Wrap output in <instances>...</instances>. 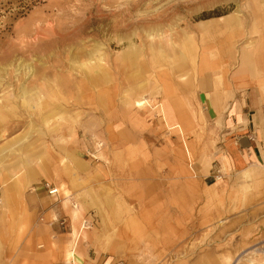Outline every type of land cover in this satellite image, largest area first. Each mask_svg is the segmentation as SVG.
I'll list each match as a JSON object with an SVG mask.
<instances>
[{
	"label": "rangeland",
	"instance_id": "rangeland-1",
	"mask_svg": "<svg viewBox=\"0 0 264 264\" xmlns=\"http://www.w3.org/2000/svg\"><path fill=\"white\" fill-rule=\"evenodd\" d=\"M208 79L264 105V0H0V195L22 200L39 178L69 194L97 180L109 195L142 193L131 231L141 264H264V183L231 179L220 201L192 193L174 164L189 152L192 169L208 134L196 101ZM27 86L39 97L21 99ZM143 99L150 106L134 108ZM74 207L69 236L96 222Z\"/></svg>",
	"mask_w": 264,
	"mask_h": 264
},
{
	"label": "crops",
	"instance_id": "crops-1",
	"mask_svg": "<svg viewBox=\"0 0 264 264\" xmlns=\"http://www.w3.org/2000/svg\"><path fill=\"white\" fill-rule=\"evenodd\" d=\"M198 86L196 101L208 134L198 148L192 169L187 168L186 161H183L186 154L184 157L178 155L174 164L179 168L181 180L188 183L192 193L202 195L208 191L218 200L226 201L234 188L231 179H234L235 186H240L238 181L243 183L248 178L254 181L251 183H264V105L253 103L244 94H232L227 87L216 91L210 79L207 83L199 82ZM214 92L223 94L220 98L217 96L219 108L213 101ZM166 112L169 114L168 110ZM176 134L178 141L182 138L184 142L183 137ZM168 146L169 151L173 150L170 142ZM180 146L179 143L175 148ZM179 152L184 153L182 149ZM214 168L221 176L214 175ZM32 173L26 178V185L30 184L31 177L39 175ZM216 177L222 180L216 183ZM44 181L39 178L30 184V191L22 200L10 201V190L1 193L0 197L7 201L9 207L5 213H0V264H141L139 259L145 252L136 243L138 238L131 236V231L140 228L135 217L143 211L135 207L140 204L142 193L127 196L123 191L109 195L106 187L102 186L104 182L92 180L90 186L80 193L69 194V190L58 186L57 192L61 191L64 198L70 197L66 204L58 194L48 195L43 187ZM154 186L149 188L155 191L151 196L157 199V183ZM129 187L136 189L138 186L134 181ZM73 203L83 206L81 217L85 214L84 218L88 215L87 219L94 217L96 220L95 225L87 230L84 228L86 238L78 241L74 259L68 257L67 245L72 232L79 233L80 229L72 228L69 236V233H64L66 228H61L54 221L67 217L77 223L78 208L74 207L71 212ZM230 210L232 207L225 210V214ZM216 214L220 217L223 212L216 210Z\"/></svg>",
	"mask_w": 264,
	"mask_h": 264
},
{
	"label": "bare ground",
	"instance_id": "bare-ground-1",
	"mask_svg": "<svg viewBox=\"0 0 264 264\" xmlns=\"http://www.w3.org/2000/svg\"><path fill=\"white\" fill-rule=\"evenodd\" d=\"M10 55V56H9ZM8 56L9 57H3L2 58V61H3V63H5V64H7V63H9L10 65H11V59L13 58V56H12V54H9ZM14 59V58H13ZM12 61H14V60H12ZM13 63V62H12ZM13 66V65H12ZM84 66H86L87 67V69H89V66H92V69L93 68H98V65H97V63L95 62V63H92V65L90 64L89 66H87V65H84ZM13 69V68H12ZM86 70V69H85ZM6 73V72H5ZM91 72H90V70L89 71H87L86 70V75H88V74H90ZM15 75V74H14ZM98 77V76H97ZM92 80L90 81V82H93V83H96L97 82V80H96V78L93 76V77H90ZM13 79V78H12ZM11 80V79H10ZM16 80V79H15ZM18 81V80H17ZM19 82V81H18ZM1 86V85H0ZM31 87H36L35 85H33V86H31ZM31 87L30 88H28V86H27V88H19V91H20V96H21V99H35V98H38L39 97V92H37L35 89H31ZM34 91V92H33ZM26 99V100H27ZM8 102V101H7ZM38 102V101H37ZM134 108H136V109H139V110H146V107H148V106H150L149 105V103L147 102V100H137V101H135L134 103ZM159 112L161 113V118H160V120H162L163 121V123L164 124H167L171 119H172V117H171V115L170 114H168L164 109H163V107H160V110H159ZM176 127V126H175ZM168 128H170V126H168ZM177 128H179V126H177ZM178 131H180L181 132V135H183V132H182V130L181 129H179ZM184 136V135H183ZM187 152V151H186ZM1 153V152H0ZM187 155L189 156L188 158H190V153L189 152H187ZM30 179H32V177L30 178ZM29 179V180H30ZM216 180H220V178L219 177H217L216 178ZM0 205H1V201H0ZM75 219H76V217H75ZM85 228V224H84V226L82 225L81 227H80V232L78 233V232H75V231H73L72 232V234H71V238H70V241H69V243H68V245H67V249H68V257L69 258H73L74 259V257H75V255H77V254H75V248H76V246H77V244H78V241L80 240V236H81V232H82V230ZM72 260V259H71Z\"/></svg>",
	"mask_w": 264,
	"mask_h": 264
},
{
	"label": "built area",
	"instance_id": "built-area-1",
	"mask_svg": "<svg viewBox=\"0 0 264 264\" xmlns=\"http://www.w3.org/2000/svg\"><path fill=\"white\" fill-rule=\"evenodd\" d=\"M102 145H100L99 147H101ZM44 189H46L47 193L49 196H57L58 192L56 190V188H54V186H52L51 184H48V183H45L44 184ZM56 223H58V225L61 227V228H64V227H67L66 226V220H54ZM83 224H85L87 227H88V222L87 221H83Z\"/></svg>",
	"mask_w": 264,
	"mask_h": 264
}]
</instances>
